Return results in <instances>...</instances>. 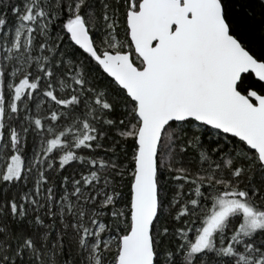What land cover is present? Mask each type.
I'll list each match as a JSON object with an SVG mask.
<instances>
[{
	"label": "snow or ice",
	"instance_id": "1",
	"mask_svg": "<svg viewBox=\"0 0 264 264\" xmlns=\"http://www.w3.org/2000/svg\"><path fill=\"white\" fill-rule=\"evenodd\" d=\"M0 264H264V0H0Z\"/></svg>",
	"mask_w": 264,
	"mask_h": 264
}]
</instances>
